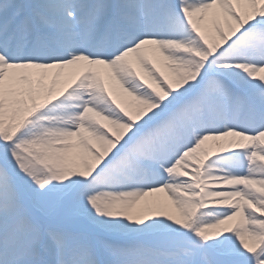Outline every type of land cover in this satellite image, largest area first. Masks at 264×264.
I'll return each mask as SVG.
<instances>
[{"label": "snow or ice", "instance_id": "6c2138e0", "mask_svg": "<svg viewBox=\"0 0 264 264\" xmlns=\"http://www.w3.org/2000/svg\"><path fill=\"white\" fill-rule=\"evenodd\" d=\"M0 264H264V0H0Z\"/></svg>", "mask_w": 264, "mask_h": 264}, {"label": "bare ground", "instance_id": "6f19581e", "mask_svg": "<svg viewBox=\"0 0 264 264\" xmlns=\"http://www.w3.org/2000/svg\"><path fill=\"white\" fill-rule=\"evenodd\" d=\"M57 84L59 85V88L60 87L62 88L64 86L66 87L67 84H68V81H66L63 78H61L57 82ZM49 85H50V82H49ZM145 201H160V202H163L165 205H167V208H166L167 211H170V212H173V213L175 212L174 208H172V206H171L170 201H168L167 196H166L165 193H162V192L161 193H155L153 195H150V196L146 197ZM143 204H144V201H142L140 203V205H138L137 207L140 208V207L143 206ZM152 212H153V214H155L156 209H152Z\"/></svg>", "mask_w": 264, "mask_h": 264}, {"label": "rangeland", "instance_id": "374dc122", "mask_svg": "<svg viewBox=\"0 0 264 264\" xmlns=\"http://www.w3.org/2000/svg\"><path fill=\"white\" fill-rule=\"evenodd\" d=\"M64 87H65V86H64ZM64 87H62V88L60 87V88H59V85L56 84V85L54 86V89H53V90H54V92H58L59 90L63 89ZM230 223H234V222H230Z\"/></svg>", "mask_w": 264, "mask_h": 264}]
</instances>
